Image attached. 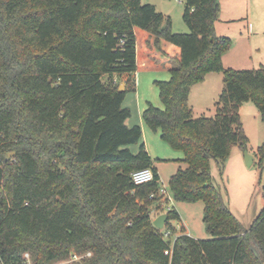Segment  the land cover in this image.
I'll return each instance as SVG.
<instances>
[{"label": "trees", "instance_id": "16d2710c", "mask_svg": "<svg viewBox=\"0 0 264 264\" xmlns=\"http://www.w3.org/2000/svg\"><path fill=\"white\" fill-rule=\"evenodd\" d=\"M184 4L188 34L141 0H0V264H20L25 251L48 264L70 250L91 253L84 264H264V208L244 229L210 171L214 161L223 174L233 146L247 150L240 106L252 102L264 123V66L224 69L231 41L215 32L218 0ZM135 29L161 56V41L179 49L169 80L154 83L162 109L148 103L142 121L181 152L186 168L168 190L176 203L203 202L209 239L183 231L171 242L177 212H164L163 232L149 216L160 181L123 108ZM213 73L223 85L214 116L194 118L190 90ZM256 157L264 176V143ZM146 168L153 182L135 185L131 174Z\"/></svg>", "mask_w": 264, "mask_h": 264}, {"label": "rangeland", "instance_id": "374dc122", "mask_svg": "<svg viewBox=\"0 0 264 264\" xmlns=\"http://www.w3.org/2000/svg\"><path fill=\"white\" fill-rule=\"evenodd\" d=\"M184 2L185 0H141L142 4L155 6L157 12L162 13L165 18L170 19L174 34L189 33V29L182 21L185 8ZM237 2L238 4L234 5L230 1L224 2L221 0V9L215 24L218 28V35H216L228 38L231 41L230 52L226 54L229 58L225 61L226 68L224 66L223 68L242 71L257 70L261 66H264V0H238ZM249 24L251 25L250 30ZM160 77L162 76L160 75ZM160 77H155L156 79L154 80L158 82L164 81ZM140 93L142 98L149 101L153 107L159 110L162 109L163 106L159 100V93L154 83H146ZM197 96L199 97V94ZM132 97L126 94L123 102V108H128L129 111L133 109L130 103V98ZM197 101L200 102L199 98ZM240 108L241 125H243L248 139L247 150L242 152L237 146H233L226 160L223 174L220 175L217 164L214 161L210 163V171L213 183L221 190L230 212L237 218L244 229H248L264 208V176L259 167V160L256 157L258 148L264 143V123L261 121L259 112L252 102L245 103ZM207 109L210 110H205L206 117L210 118L212 115L214 116L215 110H212L210 107ZM211 111H213L212 114ZM136 115V113L134 115L131 113V116L125 122L126 127L129 125L130 119L136 118ZM145 128L146 136L142 138L141 143L146 146L147 152L149 150L152 156V158L150 156L152 163L158 169L157 174L160 188H165L167 193L171 195L168 190V179L179 169L186 168V164L180 161L182 157L181 152L171 149L169 145L161 141L159 133H154L146 125ZM129 148L133 154H136L139 146L131 145ZM245 153L254 160L250 167L246 165V160H244ZM12 155L13 153L8 154L7 158L10 159ZM158 192L154 197H151V199L155 200V203L148 207L149 216H151L152 221L160 215H164V212L167 211V205L162 202V198H159ZM171 206L180 215L181 221L186 226L191 238L195 240L210 238L203 223V202L176 203L173 200ZM179 223L175 221L170 222L173 231H171L172 234L168 239L171 242H173L175 237L183 234L182 226ZM163 231L164 229L161 230V232ZM254 251L256 252V250ZM26 252L29 253L28 251ZM71 252L76 253L70 250L66 258H61L48 264L85 263L82 260L70 262ZM25 253L22 254L23 257L20 264L24 262ZM79 255L82 256L83 254L79 253ZM30 261L31 264H35L34 255L30 254Z\"/></svg>", "mask_w": 264, "mask_h": 264}, {"label": "crops", "instance_id": "0c3cea01", "mask_svg": "<svg viewBox=\"0 0 264 264\" xmlns=\"http://www.w3.org/2000/svg\"><path fill=\"white\" fill-rule=\"evenodd\" d=\"M220 1L221 0H218L220 9H221ZM223 1L224 2L230 1L234 5L238 4L237 2L238 0H223ZM250 29H251V25L249 24V30ZM215 32L218 35L217 25H215ZM134 36H135V41H136V51H135L136 72L134 74L135 86H134V91L128 92L127 96L134 97V99L133 97L130 98V103L132 106L130 107L134 109V110L131 109L132 115H134L135 113L137 115H136V118L130 119L128 127L139 126L142 129V138H145L146 128H145V123H143L142 121V113L144 112V109L146 108L147 104L150 102L144 100L140 92L142 91L143 86H145L146 83L151 82V84H153L155 82H158L154 80L156 79L155 77H160L161 75L162 77L160 78H163L164 81L169 80L170 78L169 71L173 68V66H175L177 60H179L180 52L178 48L173 47L172 45H170L169 43L165 41H161L160 50L165 55V57L161 56V53L158 52L154 48L152 38H150V36L145 31L135 29ZM226 54L223 55V58H222V62H223L222 64L225 68H226L225 61L226 59L229 58L227 57ZM126 79H127L126 77L120 80L116 79V83H119L120 85L124 84L126 88ZM197 85H203V86H197ZM222 88H223V85H222V74L221 73L209 74L206 76L205 80L202 83L196 84V86H193L191 88L188 104H189L190 109L193 110L194 118L201 117V116L206 117L204 112L205 110L207 111L210 110V109H207L208 107H210L212 110H215L214 104L219 98V96L221 95ZM197 94H199V97L197 96ZM198 98L200 102L197 101ZM212 112L213 111H211V114ZM148 154L149 156H151L149 150H148ZM153 166L158 172L156 165L154 164ZM179 222H180L179 224L182 226L184 233L190 236V233L187 231L186 226L181 221V217H180Z\"/></svg>", "mask_w": 264, "mask_h": 264}, {"label": "built area", "instance_id": "2783aa9c", "mask_svg": "<svg viewBox=\"0 0 264 264\" xmlns=\"http://www.w3.org/2000/svg\"><path fill=\"white\" fill-rule=\"evenodd\" d=\"M131 179L135 185H143L149 182H153L154 173H153L152 168H146L144 170L133 172L131 174ZM158 194H159V198H162L163 200L162 202L167 205V210H171L172 209L171 204L173 203V198L171 197V195L167 193L165 188L164 189L160 188ZM151 197H154V195H152ZM168 234L169 233H165V236H168ZM91 256H92L91 253H86L81 256L79 255V253L77 254V253L71 252L70 262H77L78 260L87 259V258H90ZM23 264H31L30 255L28 253L24 254Z\"/></svg>", "mask_w": 264, "mask_h": 264}, {"label": "water", "instance_id": "95a60500", "mask_svg": "<svg viewBox=\"0 0 264 264\" xmlns=\"http://www.w3.org/2000/svg\"><path fill=\"white\" fill-rule=\"evenodd\" d=\"M124 88H125V85L122 84V85L119 86L118 91L122 92V91H124ZM244 158H245L244 160H246V165L248 167H250L251 164L253 163L252 158H250L247 155V153H245V157ZM166 220H167V215L166 214L165 215H160L157 219H155L153 221L154 228L156 230H158V231H161L164 228V225H165Z\"/></svg>", "mask_w": 264, "mask_h": 264}]
</instances>
